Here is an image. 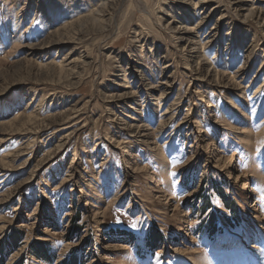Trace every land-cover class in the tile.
Listing matches in <instances>:
<instances>
[{"label":"rangeland","instance_id":"374dc122","mask_svg":"<svg viewBox=\"0 0 264 264\" xmlns=\"http://www.w3.org/2000/svg\"><path fill=\"white\" fill-rule=\"evenodd\" d=\"M235 2L0 0V264H264V0Z\"/></svg>","mask_w":264,"mask_h":264},{"label":"bare ground","instance_id":"6f19581e","mask_svg":"<svg viewBox=\"0 0 264 264\" xmlns=\"http://www.w3.org/2000/svg\"><path fill=\"white\" fill-rule=\"evenodd\" d=\"M192 3H193V5H194V11H196L195 12V14H193V15H191V16H194V15H196L197 14V10L199 9L198 7L200 6V5H202V3H207V2H209V0H206L205 2L204 1H202V0H190ZM236 2L235 3H237V6H239V7H242V5H241V2L243 1V0H235ZM108 2H105V1H99V7H100V9H96L95 10V13L93 14L94 15V18L95 17H99V16H101V15H104V12H103V10H105L106 8H108V6H109V4H107ZM204 8V7H203ZM182 11V10H181ZM190 11V10H189ZM188 13V12H187ZM189 14V13H188ZM190 16V15H189ZM189 20H191V17H188V18H186L185 19V24L189 21ZM201 20V19H200ZM201 24H203V20L202 21H199L198 22V24H197V26L196 27H194V28H190V29H188L186 26L184 27L185 28V30H187L186 32H185V34H183V36H185L186 37V39L187 40H190V42L192 43V44H201V47H202V51L205 49V47L208 45V43H210V42H202V43H200L201 42V39H202V35H201V32L199 31L197 34H196V32H197V28L201 25ZM184 26V25H183ZM181 33V32H180ZM186 33H192L191 34V36H190V34H186ZM203 57H205V58H207L206 57V55L204 54L203 55ZM256 264H260V263H256Z\"/></svg>","mask_w":264,"mask_h":264}]
</instances>
